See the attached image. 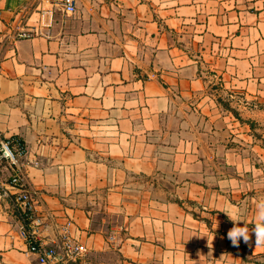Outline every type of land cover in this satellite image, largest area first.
I'll list each match as a JSON object with an SVG mask.
<instances>
[{"label": "crops", "instance_id": "obj_1", "mask_svg": "<svg viewBox=\"0 0 264 264\" xmlns=\"http://www.w3.org/2000/svg\"><path fill=\"white\" fill-rule=\"evenodd\" d=\"M74 1L0 0V132L39 162L24 187L42 240L85 244L72 264H264L223 212L251 230L264 200V145L239 118L264 102V0ZM13 192L0 264H40Z\"/></svg>", "mask_w": 264, "mask_h": 264}, {"label": "built area", "instance_id": "obj_2", "mask_svg": "<svg viewBox=\"0 0 264 264\" xmlns=\"http://www.w3.org/2000/svg\"><path fill=\"white\" fill-rule=\"evenodd\" d=\"M60 1L66 13H74L76 5L74 0ZM40 29H24L17 33V38H30L41 34ZM1 60V56H0ZM26 141L19 135L6 136L0 132V168L10 172L6 182L0 180V187L9 185L14 189L13 201L24 223H31L29 228L23 227V235L28 241L31 253L38 255L40 264H72L83 259L87 246L72 238L67 230L63 233L59 243H45L41 236L40 222L34 217L35 201L29 189L24 187L27 168L38 165L37 160H30ZM68 221L67 224H69Z\"/></svg>", "mask_w": 264, "mask_h": 264}, {"label": "clouds", "instance_id": "obj_3", "mask_svg": "<svg viewBox=\"0 0 264 264\" xmlns=\"http://www.w3.org/2000/svg\"><path fill=\"white\" fill-rule=\"evenodd\" d=\"M223 212L233 223V227L227 233V237L233 246L238 247L241 239L244 243H249L251 234L254 233L256 247H264V200H260L256 204V218L251 230L248 224L240 219V213H234L227 208ZM242 222L243 226H240Z\"/></svg>", "mask_w": 264, "mask_h": 264}, {"label": "rangeland", "instance_id": "obj_4", "mask_svg": "<svg viewBox=\"0 0 264 264\" xmlns=\"http://www.w3.org/2000/svg\"><path fill=\"white\" fill-rule=\"evenodd\" d=\"M216 76L217 79L219 80L218 75ZM214 87H216L213 88L215 89L214 91L216 92V94L217 95L220 94V102L223 104V106L231 108L232 107L230 104L231 96H230V91H228L229 89L224 88L223 86L220 85L217 86L215 85ZM235 96H236L235 99L238 101L240 100L241 104H243L242 103L243 99L241 97L242 95L239 94ZM235 99H232L233 103L237 102L235 101ZM236 106L238 107V105ZM246 106H247L246 109L240 110L242 111L244 116L239 115V118H241L240 120L249 123L256 138V142L264 145V102L254 100L247 103ZM247 113L250 114V116H248Z\"/></svg>", "mask_w": 264, "mask_h": 264}]
</instances>
